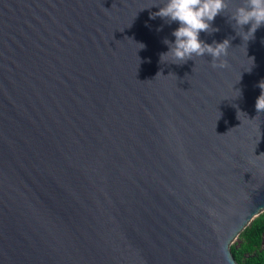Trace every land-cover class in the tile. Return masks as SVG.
Here are the masks:
<instances>
[{
    "label": "water",
    "instance_id": "water-1",
    "mask_svg": "<svg viewBox=\"0 0 264 264\" xmlns=\"http://www.w3.org/2000/svg\"><path fill=\"white\" fill-rule=\"evenodd\" d=\"M163 2L0 0V264H240L264 211V25L243 40L230 0L200 33L229 40L226 68L162 63Z\"/></svg>",
    "mask_w": 264,
    "mask_h": 264
},
{
    "label": "clouds",
    "instance_id": "clouds-1",
    "mask_svg": "<svg viewBox=\"0 0 264 264\" xmlns=\"http://www.w3.org/2000/svg\"><path fill=\"white\" fill-rule=\"evenodd\" d=\"M229 2L230 0H164L159 10L152 13L150 18L160 17L168 23L177 22L179 26L171 33L175 38L173 42L167 39L163 41L168 46V51L160 55L161 62L179 65L193 60V57L207 54L212 57L213 68H226L227 61L221 57L227 56L229 40L209 44L200 39V33L211 34L219 30L212 27V22L229 8ZM229 19L242 29L237 34L243 40L253 39L257 29L264 25V0H244L241 6L230 13ZM245 25H250L247 32L243 31ZM140 45V48L144 47ZM258 87L261 92L256 99L255 109L260 113L264 112V81L259 82Z\"/></svg>",
    "mask_w": 264,
    "mask_h": 264
},
{
    "label": "trees",
    "instance_id": "trees-1",
    "mask_svg": "<svg viewBox=\"0 0 264 264\" xmlns=\"http://www.w3.org/2000/svg\"><path fill=\"white\" fill-rule=\"evenodd\" d=\"M230 251L240 264H264V211L239 234Z\"/></svg>",
    "mask_w": 264,
    "mask_h": 264
},
{
    "label": "rangeland",
    "instance_id": "rangeland-1",
    "mask_svg": "<svg viewBox=\"0 0 264 264\" xmlns=\"http://www.w3.org/2000/svg\"><path fill=\"white\" fill-rule=\"evenodd\" d=\"M236 240H237V239H236ZM236 240H235L234 242H236ZM234 242H233V243H234Z\"/></svg>",
    "mask_w": 264,
    "mask_h": 264
}]
</instances>
